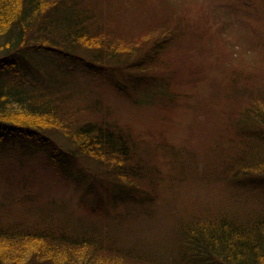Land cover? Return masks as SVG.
Here are the masks:
<instances>
[{"label":"trees","instance_id":"obj_1","mask_svg":"<svg viewBox=\"0 0 264 264\" xmlns=\"http://www.w3.org/2000/svg\"><path fill=\"white\" fill-rule=\"evenodd\" d=\"M176 3L166 0L159 11L151 7L163 18L166 33L123 48L102 35L100 29L105 27L97 20L100 11L85 0H0V146L28 141L24 150L51 152L49 159L56 170L77 165L82 161L79 154L95 157L100 161H96L97 170L82 164L76 169V178L63 175L79 181L83 170L81 183L88 179L85 194L94 193L98 187L104 192L89 205L79 203L87 210L83 218L88 221L83 224L87 231L74 222H70L72 226L55 218L49 222L42 218H48L47 212L31 220L11 217L6 208L4 212L0 209V264H96L102 251L126 262L144 259L141 253L119 245L115 231L118 233V224L124 219H118L113 210L119 209L117 204H124L137 217L135 207L146 203L142 211L148 212V206L156 204L162 172L139 153V147L150 145L139 141L134 125L128 120L124 123L122 113L102 98L111 88L138 106L172 107L178 100L196 95L177 90L181 83L188 85V80L176 82L171 77L174 46L183 54L190 48L200 55L210 51L214 57L221 55L225 63L224 58H232L231 49L220 48V39L226 40L227 35L202 17L190 22L188 7ZM214 13L208 18L215 22ZM248 15L260 21L264 7L259 13L249 8ZM236 18L248 31L241 35L242 44L230 47L243 48L249 56L264 53V36L249 18L241 13ZM149 44L150 50L146 48ZM32 53L36 58L29 57ZM233 66L225 87L232 102L229 118L221 113L212 90L194 109L202 115L203 129L227 127L245 143L241 152L235 149L222 161L223 179L228 185L264 186V70L245 71L235 62ZM195 84L190 86L195 88ZM237 97L240 101L234 105L232 99ZM159 139L162 145L166 142ZM173 147L168 150L175 160ZM18 202L26 210L37 207L26 197ZM243 209L248 211L222 209L218 215L191 212L183 216L186 218L174 226L178 235L175 242L166 241L165 264H264V208L257 202ZM77 219L72 220L80 223ZM180 232L183 236L178 240ZM56 253H61L60 263L48 258V254Z\"/></svg>","mask_w":264,"mask_h":264},{"label":"rangeland","instance_id":"obj_2","mask_svg":"<svg viewBox=\"0 0 264 264\" xmlns=\"http://www.w3.org/2000/svg\"><path fill=\"white\" fill-rule=\"evenodd\" d=\"M174 1H177L178 5L183 3L184 7H188L192 19L190 22L194 23L195 19L202 17L215 30L217 28L227 35L226 40L220 39V48L231 49L232 58H224V61H227L225 63L221 55L214 57L215 54L210 51L200 55L197 49L190 48L186 54H183L177 46H174L171 53L173 61L170 63L174 72L170 71L173 73L171 77L176 82L188 80L186 82L188 85L181 83L176 87L177 90H182L191 96L196 92V95L194 99L178 100V103L172 107L161 104L138 106L128 100L129 98H125V95L117 94L111 88L107 90L104 98L101 97L114 109L117 108L120 114L122 113L124 123L128 120L134 125L133 133L138 135L139 141L150 145L147 146L148 148L139 147V153L161 170L162 180L157 187L156 204H150L149 211L147 212L146 209L145 214L142 210L146 207V203L142 207H135L137 217L130 214V209L124 204H117L119 209L113 210L118 219H124V222L118 224V233L115 231L119 245L127 251L135 250L141 253L144 259L126 262L114 254L102 251L95 259L96 264H117L118 261H124V264H165L166 241L175 242L173 240L178 235L174 226L186 218L183 216H189L191 212L204 216L218 215L222 209L248 211L243 208H252L257 202L264 208V186L258 183H246L233 187L223 179L224 157L227 158L235 149L241 152L246 147L244 141L235 130L227 127L214 130L212 126L209 130H206V127L203 129L202 115L194 109L199 106L202 96L212 90L217 94L215 98L221 113L229 118L232 102L228 99L229 94L225 87L233 75V63L235 62L245 71L263 72L264 53L249 56L243 48L230 46L235 43L242 44L241 35L248 31L245 24L237 21L236 17L240 13L249 18L251 25L264 36V17L259 21L248 15L249 8L259 13L264 7V0ZM85 3L92 4L100 11L101 17L98 15L97 20L105 27L100 31L111 41L119 43L118 47L125 48V45L132 46L137 42L153 41L159 34L166 33L163 18L156 16L151 8L153 6L159 11L160 7L163 10L166 0H85ZM214 10L218 15L213 12ZM212 13L215 14V22L208 18ZM206 31L207 29L203 30ZM197 33L199 34V31ZM151 47L152 44H149L146 48L150 50ZM36 55L32 53L29 57L34 59ZM193 82L197 83L194 85L195 88L190 86ZM229 97L231 98L230 95ZM232 101L237 105L240 99L237 97ZM235 134L238 135L237 138H233ZM159 138L165 139L166 142L162 145L159 143ZM20 144L24 147L20 148ZM28 144V141L24 143L16 140L11 146H0V209L4 212L6 208L5 213L11 217L26 216L31 220L47 212L46 214L54 215H48V218L42 217L49 222L55 220L64 224L74 222L76 225H82V230L87 231V226L83 225L88 223L87 218L83 219L87 210L86 208L83 210L79 203L84 201L89 205L94 197L104 192L98 187L94 193L85 194L83 187L88 179L85 178L84 183H81L83 170L78 175L79 181L65 179L64 175L69 174L68 177L76 178V169H80L82 164L97 170L96 163L100 161L95 157L79 154L78 160L81 159V162L76 163L77 165L73 164L74 166H63L59 168L60 171L51 165L49 159L51 152L36 151V148L33 151L24 150ZM168 147H173L177 151L175 160L170 156L173 154ZM101 182L105 183L103 180ZM24 197L28 202L34 201L33 204L37 207L26 210V206L18 202L19 198ZM130 207L134 209L133 206ZM72 219L81 220L83 223ZM108 221L111 227L115 225L112 219ZM182 236L180 232L178 240ZM60 255L61 253L53 256L48 254V258L60 263L62 260ZM85 255L82 258L84 261L87 258Z\"/></svg>","mask_w":264,"mask_h":264}]
</instances>
